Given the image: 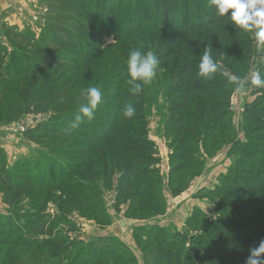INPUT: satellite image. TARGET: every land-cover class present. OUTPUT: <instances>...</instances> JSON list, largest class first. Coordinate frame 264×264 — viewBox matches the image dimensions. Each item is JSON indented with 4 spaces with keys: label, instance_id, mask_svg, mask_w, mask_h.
<instances>
[{
    "label": "trees",
    "instance_id": "obj_1",
    "mask_svg": "<svg viewBox=\"0 0 264 264\" xmlns=\"http://www.w3.org/2000/svg\"><path fill=\"white\" fill-rule=\"evenodd\" d=\"M58 2L42 45L7 29L17 61L14 76L3 61L8 48L0 43V120L40 114L48 106L58 111L55 119L24 131L35 143H46L43 158L14 170L0 150V197L9 207L8 215L0 214V264H139L114 235L89 241L69 235L77 229L70 217L75 212L110 225L103 189L114 177L116 207L124 205L126 217L140 220L132 238L142 264H245L249 249L264 240V89H256L244 107L246 141L233 166L207 191L213 211L195 205L181 228L150 220L165 214V190H185L205 169V158L234 141L228 99L235 85L229 74L248 73L255 50L250 33L235 29L228 17L217 18L209 0ZM208 45L221 67L205 81L198 65ZM149 49L167 72L161 126L171 150L166 185L147 132L149 93L144 87L133 96L126 83L130 53ZM258 69L264 77V61ZM17 79L14 96L6 95L5 102ZM89 87L101 89L102 103L91 122L70 130ZM128 103L135 108L131 119L123 116ZM24 201L27 210L21 212Z\"/></svg>",
    "mask_w": 264,
    "mask_h": 264
},
{
    "label": "rangeland",
    "instance_id": "obj_2",
    "mask_svg": "<svg viewBox=\"0 0 264 264\" xmlns=\"http://www.w3.org/2000/svg\"><path fill=\"white\" fill-rule=\"evenodd\" d=\"M59 7L60 4L58 0H0V43L8 48V53L4 57L3 61H5L6 64H10L9 70L13 76L15 75L14 69L17 61L16 57L10 50L11 46H9L6 40L7 32L9 31L7 29L10 27L14 32L23 34L27 33L30 38L39 43V45H42L43 42H39V40L42 36L46 35L44 29L48 24L53 22L54 13ZM253 36V33L249 34L250 39H252V46L255 49L253 53L254 56L251 59L249 71L245 76H249L254 70H259V63L264 61V53L257 51ZM106 43L113 44L114 41L111 38H106ZM147 51L152 50L149 49ZM16 53L18 52L16 51ZM42 71L43 66L41 65L39 73ZM156 71L157 75L153 83L150 86H145L146 91L149 93L147 100V132L148 137L151 135V138L154 140L153 143L154 147L156 148L155 156L159 160L156 164V167L159 170L158 175L159 177H164V184L166 185L165 181H167V175L170 169L169 158L167 161L169 168L168 170L164 169V173L161 170L163 163L162 161L166 157L165 153L170 152L171 150L167 146L168 141L164 136L161 126L165 120L168 107V100L164 95L167 72L164 70L162 65H158ZM229 75L231 78L234 76L231 73ZM18 84L19 79L11 83L9 90H16L15 87H17ZM14 90L12 93H5V102L6 95L10 99L12 96H14ZM255 90L256 89H253L249 85L245 95H238L235 93V91H233L229 96V110L232 115V125L236 132L234 141L225 144L224 147H222L213 157L205 158L207 161L205 169L199 175L194 177L185 190L180 191L179 194L175 195H172L165 190L167 196V209L165 214L159 218H164L166 215H170L171 220L167 221L164 226L172 224L177 228H181L185 224L184 221L186 216L192 211L195 205L202 207L208 214L213 211L212 209L214 208V202L211 200V198H209V194L207 195V191H210L218 183H220L219 176L224 175L226 171L233 166L236 158V151H239V147L244 141H246V134L243 129L244 125L242 120L244 115L243 110L246 104L252 102V98L255 96ZM233 95H235L234 99H232ZM57 112L54 110V106H48L47 109L40 114L30 113L20 117L19 119L12 120V122H7L4 120V118L0 120V150L5 154L7 164L12 169L15 170L17 168L15 165L21 164L25 160H32L34 157L38 156L43 158V154L49 151L46 143H35L34 141L30 140L28 136H25L24 132L21 130V126L26 125L28 128H30L44 120L50 121L51 119H55L57 117ZM117 180L118 178L114 177L112 179L111 187L108 189H103L105 206L106 209H108V214L111 221L110 225L101 227L96 224L93 219L89 220L75 212L70 217L77 229L75 232H69L71 237H74L75 234L78 235L80 233L84 234L82 236L83 238H87L94 233H104L107 230L121 233L123 237L128 234L129 229L126 228V221H130L131 218L125 216L124 205H120V207H116L115 205V189L117 187ZM18 208L23 209L21 212L26 211L27 201H24L18 205ZM8 210L9 207L3 202L2 197H0V214L6 216L9 214ZM48 211L54 214L56 209L53 207V205H49ZM151 222L153 223V221ZM108 226L110 227L108 228ZM122 227L125 229L122 230ZM130 243L132 244L131 250L140 259L139 264H142L141 253L135 245L133 238L131 239Z\"/></svg>",
    "mask_w": 264,
    "mask_h": 264
},
{
    "label": "clouds",
    "instance_id": "obj_3",
    "mask_svg": "<svg viewBox=\"0 0 264 264\" xmlns=\"http://www.w3.org/2000/svg\"><path fill=\"white\" fill-rule=\"evenodd\" d=\"M210 6L216 9L217 18L228 17L235 29L243 33H253L258 52L264 53V0H209ZM230 13V15H229ZM211 45L205 47L201 62L198 65V76L205 81L213 79L220 70V64L212 56ZM159 61L152 51L142 53L134 50L130 53L127 61L128 79L126 83L130 86L133 96H138L145 86H150L156 75ZM230 83L235 85L234 91L238 95H245L248 86L253 89H264V77L259 70H254L249 76L243 78L233 76ZM103 94L98 87H89L82 93V102L78 111L70 123V130H75L87 120L91 122L95 118V112L102 103ZM135 115L132 103L125 105L123 116L131 119ZM249 256L245 264H264V240L256 247L249 249Z\"/></svg>",
    "mask_w": 264,
    "mask_h": 264
},
{
    "label": "crops",
    "instance_id": "obj_4",
    "mask_svg": "<svg viewBox=\"0 0 264 264\" xmlns=\"http://www.w3.org/2000/svg\"><path fill=\"white\" fill-rule=\"evenodd\" d=\"M152 141H154L152 138H151V135H150V137H149ZM169 154H170V152H166L165 153V158H166V160L168 161V158H169ZM159 156V155H158ZM163 157V158H164ZM159 161V160H158ZM164 161V160H163ZM162 161V162H163ZM168 163V162H167ZM168 168H169V164H168ZM168 170V169H167ZM163 173H164V170H163ZM164 175V174H163ZM163 216V215H162ZM167 216V217H166ZM164 218H159V217H161V216H159V217H157V218H155V219H151L150 221H153V223H158V224H160V225H165V223H167V221H170L171 220V218H170V215H166ZM169 216V217H168ZM125 219V218H124ZM126 220V219H125ZM138 222H140V220H138V219H131L130 221L128 220V221H126V223H127V225H126V228L127 229H129V231H128V234H126V236L125 237H123V235H121V233H116V232H111V231H109V230H107L106 232H104V233H94L93 235H91V236H88L87 238H83L82 236L84 235V234H78V235H74V237H78V238H81V239H83V240H85V241H89V240H91V238L92 237H95V236H106V235H114V236H116L118 239H122L128 246H130V247H132V244L130 243V241H131V237H132V232H133V227L136 225V224H138ZM130 225H131V227H130ZM110 226H108V228H109ZM125 228L124 227H122V230H124Z\"/></svg>",
    "mask_w": 264,
    "mask_h": 264
},
{
    "label": "built area",
    "instance_id": "obj_5",
    "mask_svg": "<svg viewBox=\"0 0 264 264\" xmlns=\"http://www.w3.org/2000/svg\"><path fill=\"white\" fill-rule=\"evenodd\" d=\"M234 98H235V95L232 96V99H234ZM27 128H28V126H26V125L23 126V125H22V126H21V130H22V132H24L25 130H27ZM160 167H161V166H160ZM164 169H165V170L168 169V163H167L166 158L164 159V161H163V163H162V169H161V170L163 171ZM188 189H189V188H188ZM188 189H187V190H188ZM166 206H167V204H166Z\"/></svg>",
    "mask_w": 264,
    "mask_h": 264
}]
</instances>
